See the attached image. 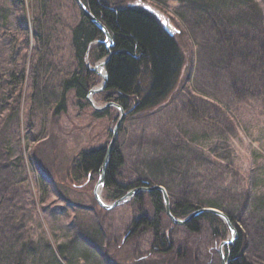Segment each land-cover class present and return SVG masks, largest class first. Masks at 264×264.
<instances>
[{
    "label": "rangeland",
    "instance_id": "1",
    "mask_svg": "<svg viewBox=\"0 0 264 264\" xmlns=\"http://www.w3.org/2000/svg\"><path fill=\"white\" fill-rule=\"evenodd\" d=\"M105 1L152 4L174 30L184 59L170 95L122 124L118 143L124 180L158 163L170 198L232 215L248 235L246 259L264 264L259 227L264 223V80L248 66L254 58L243 62L236 52L242 20L257 23L256 12L264 3L231 0L224 7L218 0ZM257 43L254 39L245 46L250 56ZM22 104L18 118L14 111H0V264H57L51 250L59 247L73 258L71 264H109L108 256L115 264H150L149 232L127 235L136 214L132 199L105 211L94 199L96 181L72 183L68 176L76 154L103 143L114 125L92 118L90 111L79 112L72 93L66 112L58 116L26 112V98ZM41 176L54 190L42 203ZM164 229L173 250L189 249L196 260L212 254L220 260V242L204 221L199 235H191L165 215Z\"/></svg>",
    "mask_w": 264,
    "mask_h": 264
},
{
    "label": "trees",
    "instance_id": "2",
    "mask_svg": "<svg viewBox=\"0 0 264 264\" xmlns=\"http://www.w3.org/2000/svg\"><path fill=\"white\" fill-rule=\"evenodd\" d=\"M223 1L218 0L216 4L229 7L231 0L227 3ZM255 1L260 5L264 3V0H253V4H256ZM81 2L105 27L110 35L108 44L112 46L109 49L112 55L105 67L107 84L96 100L103 105L114 103L125 112L132 110L123 124L154 109L170 95L183 68L184 59L176 36H171L155 15L144 9L142 3L156 10L145 1H139L140 4L134 6L111 5L105 0ZM234 2L238 3L237 0ZM213 9L216 7L210 10ZM256 14L259 16L257 23L247 18L242 20L239 42L243 49L239 47L236 52L243 62L254 58L251 60L254 63L248 66L254 68L253 72L262 74L264 80V4ZM253 15L250 13V17ZM254 39L258 41L253 45L257 49L255 55L250 56L245 46ZM104 41V34L84 16L74 0H0V111H14L18 118L23 98H26V112L58 116L66 112L67 96L72 93L79 112L90 111L92 118L105 119L110 122L109 125H115L117 111L109 108L94 112L86 99L89 91L100 83L99 77L86 64L93 66L108 57ZM123 129L122 125L119 134ZM110 137L108 129L103 143L76 154L68 170L72 183L97 181ZM124 166V155L117 142L105 173V201L119 200L137 187L159 185L169 193L172 216L183 219L202 208L191 201L170 198L167 184L159 179L161 167L158 163L141 168L142 173L135 175L131 181L124 180ZM40 182L44 194L40 199L42 203L46 195L54 193V190L44 176L40 177ZM145 198L149 203L148 209ZM132 203L136 214L128 226L127 235L132 238L149 232L146 254L152 255L147 260L150 264H221L213 254L212 257L208 255V259L199 258L197 261L191 257L189 249L181 247L173 250L164 229L166 213L160 192L139 193ZM223 213L237 232V239L224 247L228 264H252L245 257L249 240L247 233L232 215ZM201 221L210 226L214 241L221 243L226 240L229 235L227 226L212 214H203L188 222L184 228L191 235H199ZM259 227L264 238V223H260ZM51 251L57 264H66L67 258L71 264L73 258L64 255L60 247ZM108 262L115 264L109 256Z\"/></svg>",
    "mask_w": 264,
    "mask_h": 264
},
{
    "label": "water",
    "instance_id": "3",
    "mask_svg": "<svg viewBox=\"0 0 264 264\" xmlns=\"http://www.w3.org/2000/svg\"><path fill=\"white\" fill-rule=\"evenodd\" d=\"M75 2L77 4V6L79 7L80 11L84 14V16L104 34V36H105L104 42L106 43V48H107L108 53H109V55L106 59L99 61L94 66H91L89 63L86 64V66L92 72H94L98 77H100V79H101L100 85L91 89L89 91L86 99L95 112H102V111H105L106 109L112 108V109H115L119 113L118 120H117L115 126L113 127V129L111 130V138H110V141H109L107 148H106L105 157H104L102 165H101V172H100L98 181L96 182L94 189H93V194H94V199H95L96 204L101 209H103L105 211H109V210H112V209H114L120 205L127 203L129 200L134 198L139 193L149 194V193H152L154 191H157V192H160L162 195L166 215L168 217H170L172 219L173 223L176 225L185 226L188 222L202 216L203 214H212V215L216 216L217 218H219L227 226V228L230 231V235H229L228 239L221 242L219 245V249H218L221 264H228V261L226 260L225 254H224V247L227 245H230L231 243H233L237 239V232L234 229V227L232 226L227 215H225L223 212H221L217 209H213V208H201V209H198V210L192 212L191 214H189L185 219H176L170 213V201H169L168 194H167L166 190L161 186L134 188V189L130 190L129 192H127V194L123 198L116 200L110 204H107L102 199L101 191H102L103 185H104L105 173H106L109 161H110L111 154H112L113 149H114L116 142L118 140V132H119L120 126L123 122L124 117L127 114L131 113L132 110L125 112L120 106H118L114 103H107V104L103 105L102 107H98V106H96L95 102L93 101V97L95 95L100 94L105 89V86L107 84L108 77H107L105 67H106V64L108 63V61L110 60V57L112 55L111 51L109 50L111 45L108 44V42L110 41V36H109L107 30L105 29V27L87 10V8L83 5L81 0H75ZM144 7L146 10L152 12L157 17V19H159L162 22L163 26L165 27V29L167 30V32L170 35H174V30L170 27L169 22L165 17H162V15H160L158 12L153 10L150 6H144ZM87 56H88V52L86 53V57Z\"/></svg>",
    "mask_w": 264,
    "mask_h": 264
},
{
    "label": "bare ground",
    "instance_id": "4",
    "mask_svg": "<svg viewBox=\"0 0 264 264\" xmlns=\"http://www.w3.org/2000/svg\"><path fill=\"white\" fill-rule=\"evenodd\" d=\"M110 36V35H109ZM112 47V46H111Z\"/></svg>",
    "mask_w": 264,
    "mask_h": 264
}]
</instances>
